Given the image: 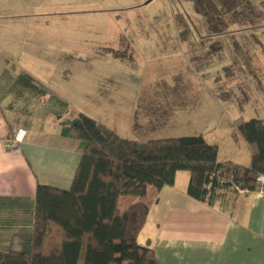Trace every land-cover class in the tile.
<instances>
[{
  "label": "crops",
  "instance_id": "0c3cea01",
  "mask_svg": "<svg viewBox=\"0 0 264 264\" xmlns=\"http://www.w3.org/2000/svg\"><path fill=\"white\" fill-rule=\"evenodd\" d=\"M263 4L264 0H245L239 7L244 11L242 17L254 24L231 29L229 36L219 39L221 46L213 43L205 51V70L217 65L222 74L231 75L213 83L229 93L220 96L221 102L227 103L221 109L223 121L209 114L206 135L192 136L216 146L219 162L247 167L249 149L241 139L235 142L231 132L244 121L264 120V13L256 9ZM17 18L9 17L5 24L11 26L0 33V253L30 250L37 185L68 190L83 151V144L68 135L70 125L82 113L68 114L66 96L51 91L36 67L38 57L48 53L35 42V35L55 39L61 33H32V43L28 42L27 33L20 35L13 28ZM36 19L33 16L32 23ZM254 26L260 29H249ZM157 47L163 49L164 43L158 41ZM222 47L225 52L212 56ZM62 65L57 61L44 69L46 73L65 72ZM63 85L73 88L69 75H63ZM167 98L176 116L196 110L193 98ZM154 100L158 104L149 112L148 105H137L139 99L124 96V125L107 128L126 139H163L150 130L157 122L147 128L150 116L167 118L159 105L165 97ZM190 103L193 106H188ZM18 130L25 132V138L17 150L9 151L5 141ZM188 180L187 172H178L172 187L159 192L148 189L144 201L148 216L137 243L143 233L140 246L153 250L156 264H264V196L229 190L210 208L186 194Z\"/></svg>",
  "mask_w": 264,
  "mask_h": 264
},
{
  "label": "rangeland",
  "instance_id": "374dc122",
  "mask_svg": "<svg viewBox=\"0 0 264 264\" xmlns=\"http://www.w3.org/2000/svg\"><path fill=\"white\" fill-rule=\"evenodd\" d=\"M256 9L264 13V4ZM12 16L18 17L13 28L20 35L27 33L28 42L32 43V33H61L55 39L35 35V42L48 53L38 57L36 67L51 91L66 96L68 114L82 113L119 128L126 120L124 96L139 99L137 105H148L149 112L158 104L154 99L163 96L166 101L159 105L167 118L152 115L147 126L157 122L150 130L163 139L206 135L210 115L223 121L221 109L227 103L220 96L227 90L213 83L231 75L222 74L217 65L205 70V51L213 43L221 46L219 39L229 36L231 29L255 22L242 17L240 8L211 16L202 0H0V33L11 26L5 23ZM33 16L39 18L36 23ZM158 41L164 43L163 49L157 47ZM223 52L224 47L212 56ZM57 61L69 74L46 73L44 68ZM63 75H69L73 88L63 85ZM173 96L193 98L196 110L176 116L167 98Z\"/></svg>",
  "mask_w": 264,
  "mask_h": 264
},
{
  "label": "trees",
  "instance_id": "16d2710c",
  "mask_svg": "<svg viewBox=\"0 0 264 264\" xmlns=\"http://www.w3.org/2000/svg\"><path fill=\"white\" fill-rule=\"evenodd\" d=\"M202 1L211 16L245 2ZM68 135L83 144L70 188L37 185L30 250L2 252L0 264H156L153 250L137 243L148 189L172 187L176 174L187 172L186 194L213 208L223 192H254L264 176V120L244 121L231 132L249 149L247 167L219 162L217 147L201 136L126 139L84 114Z\"/></svg>",
  "mask_w": 264,
  "mask_h": 264
},
{
  "label": "built area",
  "instance_id": "2783aa9c",
  "mask_svg": "<svg viewBox=\"0 0 264 264\" xmlns=\"http://www.w3.org/2000/svg\"><path fill=\"white\" fill-rule=\"evenodd\" d=\"M25 138V132L23 130L16 131L10 139L5 141V148L9 151H15L18 149V145L23 142ZM258 196H264V176H258L256 178V188L254 190Z\"/></svg>",
  "mask_w": 264,
  "mask_h": 264
}]
</instances>
